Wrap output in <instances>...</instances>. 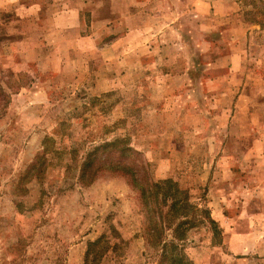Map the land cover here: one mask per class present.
Here are the masks:
<instances>
[{
	"label": "rangeland",
	"instance_id": "374dc122",
	"mask_svg": "<svg viewBox=\"0 0 264 264\" xmlns=\"http://www.w3.org/2000/svg\"><path fill=\"white\" fill-rule=\"evenodd\" d=\"M145 1L0 0V264H264V0ZM168 178L164 259L133 179Z\"/></svg>",
	"mask_w": 264,
	"mask_h": 264
},
{
	"label": "trees",
	"instance_id": "16d2710c",
	"mask_svg": "<svg viewBox=\"0 0 264 264\" xmlns=\"http://www.w3.org/2000/svg\"><path fill=\"white\" fill-rule=\"evenodd\" d=\"M260 13L259 11L251 12L253 15L252 21L264 24L263 21H259L257 19V15ZM122 143H117L116 141L104 143L101 145L96 146L88 156H86L85 161L83 162L81 169H80V181L83 183L89 184L92 183L94 175L102 169L104 166V157L98 155L99 149L103 152H113L117 153L118 151L126 156H130L128 153L132 151V148L127 145H121ZM128 170L131 171L130 167ZM133 181L142 188V198L145 202L144 205L150 208L148 209V213L150 216H154V218H158V220L153 221L149 220L148 222V234L150 236V242L153 245L162 246V254L161 256L165 259L169 257V252L167 249V245H165V240L162 239L161 234L163 232L164 227H169V229L173 228L174 236L177 239H180L182 235L185 234L186 227L184 225L189 223L188 214L192 211V204L188 198V194L185 190L181 189L172 179H166L163 183L154 182V183H147L144 181L141 183L137 179H133ZM170 199V203L168 206V210L164 214L162 210H160V203L161 205L166 203V200ZM169 202V201H167ZM151 203V204H150ZM198 212V209H197ZM201 212L205 213L206 220L211 224V228L214 233L218 232L217 223L215 219L212 217L211 211L208 207L203 209ZM155 213L158 214L156 217ZM182 218V219H181ZM165 219V220H163ZM175 222L172 227V222ZM184 226V228H183ZM105 236H102L95 241H90L88 244V250L85 257L86 264H100L101 259L103 256L108 252L109 249L113 250V247L109 244V241L106 242ZM106 242V246L101 245V243ZM171 247L173 248L172 251H175L176 244L174 241H171ZM103 246V247H101ZM117 247V243L116 246ZM114 247V248H115ZM171 251V252H172ZM173 253V252H172ZM172 253L170 257V261L172 259ZM175 254V253H174ZM93 258V259H92ZM178 264H189L188 262L182 261V258L179 259Z\"/></svg>",
	"mask_w": 264,
	"mask_h": 264
},
{
	"label": "crops",
	"instance_id": "0c3cea01",
	"mask_svg": "<svg viewBox=\"0 0 264 264\" xmlns=\"http://www.w3.org/2000/svg\"><path fill=\"white\" fill-rule=\"evenodd\" d=\"M145 3H147V0L145 1ZM214 214H215V212H214ZM214 214H213V215H214Z\"/></svg>",
	"mask_w": 264,
	"mask_h": 264
}]
</instances>
